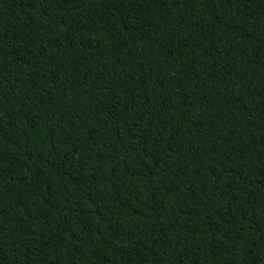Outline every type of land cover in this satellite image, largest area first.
<instances>
[{
  "label": "trees",
  "instance_id": "trees-1",
  "mask_svg": "<svg viewBox=\"0 0 264 264\" xmlns=\"http://www.w3.org/2000/svg\"><path fill=\"white\" fill-rule=\"evenodd\" d=\"M0 264H264V0H0Z\"/></svg>",
  "mask_w": 264,
  "mask_h": 264
}]
</instances>
